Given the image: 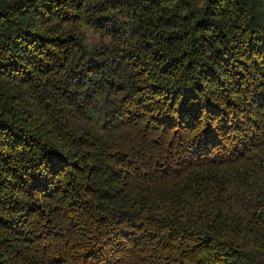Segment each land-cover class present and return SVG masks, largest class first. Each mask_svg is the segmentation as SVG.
<instances>
[{"label": "trees", "instance_id": "trees-1", "mask_svg": "<svg viewBox=\"0 0 264 264\" xmlns=\"http://www.w3.org/2000/svg\"><path fill=\"white\" fill-rule=\"evenodd\" d=\"M0 264H264V0H0Z\"/></svg>", "mask_w": 264, "mask_h": 264}]
</instances>
